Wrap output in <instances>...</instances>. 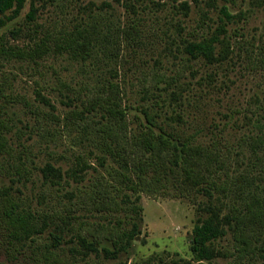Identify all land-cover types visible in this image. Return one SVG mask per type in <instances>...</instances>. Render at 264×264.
Listing matches in <instances>:
<instances>
[{"label": "rangeland", "instance_id": "374dc122", "mask_svg": "<svg viewBox=\"0 0 264 264\" xmlns=\"http://www.w3.org/2000/svg\"><path fill=\"white\" fill-rule=\"evenodd\" d=\"M223 7L233 17L231 22L222 23ZM89 23L107 36L119 35L118 42L113 39L116 48L111 55L104 57L96 48L87 60H74L55 52L48 43L47 53L34 60L0 56L2 94L26 99L43 112L62 118L65 112L79 108V100L59 81L78 89L82 83L94 88L108 80L123 91L131 129L136 131L147 114L165 130L190 137L194 143L215 142L222 150L229 148L230 175L245 186L242 193L237 189L228 197L197 193L194 198H183L167 189L153 197L141 195L140 234L117 258L92 253L84 259L81 254L73 256L80 263H192V230L199 221L212 211L221 219L240 204L247 191L264 196V143L255 151L249 144L264 132V0H26L18 13H0V47L27 51L44 36L52 40ZM222 24L224 33L218 28ZM213 37L221 42L213 44L216 61L191 59L185 53L187 43ZM250 60L257 63L256 69L248 66ZM152 75H164L174 82L145 88L143 78ZM0 104L12 125L7 138L14 165L22 163L28 172L25 180L11 169L2 184L11 187L25 207L45 215V229L32 237L48 242L58 223L50 219L57 201H73L89 189L97 174H104L114 164L106 158L104 166H98L95 157L99 153L74 130L64 133L58 123L43 122L58 134L55 142L45 141L32 130L34 117L21 103L0 98ZM78 154L91 169L77 170L74 157ZM48 167L51 174L42 171ZM79 214L82 220L103 224L127 217L126 212L106 219L95 213ZM30 246L24 247L26 254ZM212 246L218 256L202 264H234L229 231ZM102 247L113 249L109 243ZM0 264H30V260L23 254L9 259L0 247ZM244 264H264V260L249 259Z\"/></svg>", "mask_w": 264, "mask_h": 264}, {"label": "trees", "instance_id": "16d2710c", "mask_svg": "<svg viewBox=\"0 0 264 264\" xmlns=\"http://www.w3.org/2000/svg\"><path fill=\"white\" fill-rule=\"evenodd\" d=\"M25 1L0 0V13L13 10L16 14ZM221 14L225 19H221L222 23L231 22L233 17L224 7ZM218 28L220 32H225L224 24ZM118 36H107L89 23L52 40L44 36L27 51L5 50L1 45L0 56L34 60L46 54L47 44L51 43L55 52L85 61L96 48L102 51L104 57L111 55L116 48L113 39L118 42ZM215 43L221 42L216 37L189 42L184 50L191 59L201 57L211 63L217 60L214 55ZM232 47L227 44L228 50H232ZM248 66L251 69L258 67L253 60L248 62ZM160 82L169 86L174 81L164 75H152L147 80L143 78L145 88ZM58 84L79 100V108L65 112L62 118L43 112L26 99L4 96L1 89L0 98L5 102L21 103L34 117L32 130L45 141L55 142L58 134L46 128L43 122L58 123L64 133L74 130L79 139L99 153L95 157L98 166L103 167L106 158L114 166L104 174H97L89 189L77 195L73 201H57L50 219H56L58 223L48 242L32 237L45 229V215L25 207L11 187L2 184L3 177L12 174L11 169L13 174L25 180L28 172L22 163L14 165V153L7 138L12 125L4 117L5 112L0 104V247L9 259L23 254L30 264H99L89 261L80 263L73 256L81 254L84 259L92 253L117 258L118 253L128 248L132 239L140 234L141 195L153 197L167 189L183 198H194L197 193L206 196L216 193L228 197L231 191L237 192L239 189V193L243 192L245 186L239 185L230 175L232 152L229 148L222 150L215 142L209 145L194 143L190 137L165 130L147 114H144L143 121L138 122L136 131L131 129L123 105V91L112 81H104L94 88L82 83L78 89L68 88L61 81ZM263 143L264 132L260 137L252 138L249 144L255 151ZM9 160L11 163H8ZM74 162L78 171L85 172L92 168L83 155H76ZM42 171L51 174L50 167ZM83 212L89 215L95 213L101 219L119 212H126L127 217H116L113 224H103L82 220L79 213ZM218 216L212 211L193 227L190 245L193 259L188 264H202L218 256L212 243L227 231L232 237L234 264H244L249 259L264 260V196L261 193L247 191L238 206H232L221 219ZM127 225L130 227L127 228ZM65 235L70 237L64 240ZM27 243L31 246L26 254L23 249ZM103 243H109L113 249L110 251L102 247ZM63 244L71 246L64 248Z\"/></svg>", "mask_w": 264, "mask_h": 264}]
</instances>
